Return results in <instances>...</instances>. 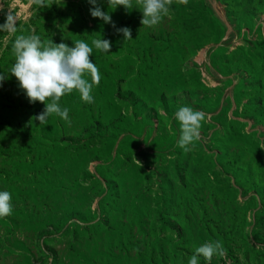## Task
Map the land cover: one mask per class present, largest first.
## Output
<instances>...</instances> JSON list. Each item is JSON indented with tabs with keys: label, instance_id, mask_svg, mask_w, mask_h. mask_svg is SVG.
Masks as SVG:
<instances>
[{
	"label": "rangeland",
	"instance_id": "374dc122",
	"mask_svg": "<svg viewBox=\"0 0 264 264\" xmlns=\"http://www.w3.org/2000/svg\"><path fill=\"white\" fill-rule=\"evenodd\" d=\"M132 2L97 0L124 39L88 0H0V25L11 14L18 29L0 31V72L15 35L111 41L92 46L94 102L61 97L68 121L39 124L44 105L11 74L0 83V191L13 204L0 264H188L210 241L226 250L210 264H264V0H173L154 27ZM181 106L206 114L188 152Z\"/></svg>",
	"mask_w": 264,
	"mask_h": 264
},
{
	"label": "clouds",
	"instance_id": "9594fccd",
	"mask_svg": "<svg viewBox=\"0 0 264 264\" xmlns=\"http://www.w3.org/2000/svg\"><path fill=\"white\" fill-rule=\"evenodd\" d=\"M61 0H29L30 4L38 8L50 7ZM92 5L90 15L99 18L104 23L111 24L124 39H132V31L128 27L116 28L111 16L103 11L97 0H88ZM111 10L122 6L126 10L134 8L132 0H107ZM173 0H136V7L142 12L140 24L145 27L158 25L167 16ZM187 5L188 0H179ZM0 31L11 35L17 33L15 18L9 14L5 23L0 25ZM91 45L104 53H110L111 41L108 39H93ZM83 40L76 41L73 46L61 41L54 43L51 37L43 41L39 35H15L12 44V54L15 62L8 73L0 72V83L8 78V74L15 77L19 88L23 91L30 104L39 102L44 109L33 119L39 124H45L50 115H58L68 121L69 109L61 107L59 101L64 95L74 90L80 99L88 104L94 102L92 89L100 82V72L90 59L93 47ZM90 76V80L86 78ZM175 119L180 124L178 146L185 152L191 151V146L200 138L202 122L206 114L201 110H194L190 106H181L175 113ZM138 162V161H137ZM139 163V162H138ZM141 166V165H140ZM12 195L8 191H0V218L12 214ZM225 249L220 241H210L195 248L188 264H199L198 257L202 256L209 264L214 255H224Z\"/></svg>",
	"mask_w": 264,
	"mask_h": 264
}]
</instances>
